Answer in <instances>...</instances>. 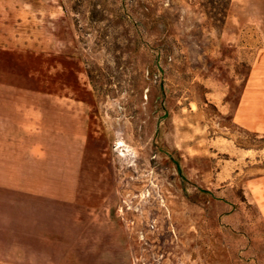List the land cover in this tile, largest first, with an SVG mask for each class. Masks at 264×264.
<instances>
[{
  "label": "rangeland",
  "instance_id": "374dc122",
  "mask_svg": "<svg viewBox=\"0 0 264 264\" xmlns=\"http://www.w3.org/2000/svg\"><path fill=\"white\" fill-rule=\"evenodd\" d=\"M72 1L0 0V184L30 194L18 261L264 264V0H229L223 24L209 0H107L168 48L124 54L101 96L85 66L108 75L111 54Z\"/></svg>",
  "mask_w": 264,
  "mask_h": 264
},
{
  "label": "trees",
  "instance_id": "16d2710c",
  "mask_svg": "<svg viewBox=\"0 0 264 264\" xmlns=\"http://www.w3.org/2000/svg\"><path fill=\"white\" fill-rule=\"evenodd\" d=\"M229 2V0H221L220 3L216 4L213 0H209L206 3L207 5L205 4L202 6L207 8L205 12L209 18H212L211 15L215 10H219L221 19L218 21L223 24ZM85 4L87 5L86 27L89 30H93L95 38H97L105 47L106 51L111 54L110 62L112 66H110L109 63L106 65L110 71L108 75H105L104 68H99L98 66L90 67L88 64H85L86 74L89 78L92 90L96 95L101 96L106 94L107 90L105 86L112 83V78L120 79L123 75H127L126 71L131 62L130 60L122 59L124 54H136L142 46L151 48L152 51H157V54L168 48L167 45L163 44L157 48L150 47L141 39L142 22L134 19L126 10L120 13L109 10L107 0H73L70 9L74 14H78V8ZM121 5L123 6V2H121ZM125 22L129 23V26L134 30L135 34L133 36L129 35V29L123 30L124 33L121 34L122 38H119L117 33L111 34V30L114 32L115 29H117L116 27H123ZM76 26L77 30H79L77 21ZM157 68L159 70L158 66L153 67L150 64L145 67L144 80L151 87L157 86ZM105 79L107 82L104 81ZM125 82L129 84L128 81ZM162 110L164 111V116H166L168 114L167 111L165 109ZM177 170L180 173L179 166H177Z\"/></svg>",
  "mask_w": 264,
  "mask_h": 264
},
{
  "label": "crops",
  "instance_id": "0c3cea01",
  "mask_svg": "<svg viewBox=\"0 0 264 264\" xmlns=\"http://www.w3.org/2000/svg\"><path fill=\"white\" fill-rule=\"evenodd\" d=\"M1 152L0 150V154ZM9 171L13 173L12 170ZM28 194L27 190L18 189L14 182L9 183V185L0 184V264H34L33 262L28 263L27 258L25 262H19L17 249L16 247L13 249L12 246V238L17 239L19 233L20 236L28 238L29 216L28 213H22L24 210L27 212V204L17 202L18 196L26 199L25 197L30 195ZM18 224H20V229ZM30 228L31 234L29 236H33L32 223H30ZM25 248L21 253L26 256L28 254L27 246ZM13 253L14 257H12Z\"/></svg>",
  "mask_w": 264,
  "mask_h": 264
}]
</instances>
